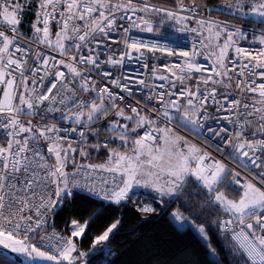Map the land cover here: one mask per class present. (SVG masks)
I'll return each mask as SVG.
<instances>
[{
    "label": "snow or ice",
    "instance_id": "6c2138e0",
    "mask_svg": "<svg viewBox=\"0 0 264 264\" xmlns=\"http://www.w3.org/2000/svg\"><path fill=\"white\" fill-rule=\"evenodd\" d=\"M126 204L201 246L138 264H264V0H0V264H111Z\"/></svg>",
    "mask_w": 264,
    "mask_h": 264
},
{
    "label": "trees",
    "instance_id": "16d2710c",
    "mask_svg": "<svg viewBox=\"0 0 264 264\" xmlns=\"http://www.w3.org/2000/svg\"><path fill=\"white\" fill-rule=\"evenodd\" d=\"M151 1L164 7L172 6V0ZM198 2H203V0H198ZM207 2L216 4L219 0H207ZM31 18L32 13H27L24 16V23L21 25L23 29L25 22H29ZM245 27H248V25L245 24ZM92 159L93 162H97L95 154ZM99 159H103V156L101 155ZM94 199L76 195L74 199L64 201V207L56 213L57 224L62 226L66 219H70L73 216L78 217L81 221L89 217L102 207L100 203L94 202ZM143 202H149V198L145 196ZM104 204L107 205V202H104ZM118 217L121 218V223L114 230L115 234L111 236L108 243V247L112 249V253L109 256L111 264H138L139 261L147 257L146 248L159 251L164 255H171L174 250L180 248H188L196 252L200 251L201 246L187 233L176 232L166 216L157 217L156 214H152L149 217H145L139 214L132 204H126L122 207H115L114 205L110 207L104 206L99 215L87 225L88 235L84 236L85 246L89 244L88 237L90 235L98 234L108 223ZM213 244L219 247V241L215 240V238H213ZM221 255H224L222 249ZM98 259L99 257H93L90 264H96Z\"/></svg>",
    "mask_w": 264,
    "mask_h": 264
},
{
    "label": "built area",
    "instance_id": "2783aa9c",
    "mask_svg": "<svg viewBox=\"0 0 264 264\" xmlns=\"http://www.w3.org/2000/svg\"><path fill=\"white\" fill-rule=\"evenodd\" d=\"M150 2H152L150 0ZM28 12L25 13V15L27 14ZM24 15V16H25ZM170 32H175V29L171 28L170 25H165L161 28V32L160 33H140V35L142 36V38L144 39H155V40H160L161 42H168V43H175V41H173L172 39L168 38V33ZM177 36H180L183 43H186L189 47H191V37L187 34H184V33H176ZM172 60H175V59H178V58H170ZM200 62L201 63H207L206 59L204 57H200ZM167 62V61H165ZM132 67H136V65H133ZM166 71V70H165ZM214 148V146H213ZM218 156H219V153H216ZM78 195H82V196H86L87 197V194L86 193H79ZM60 227H63L60 226Z\"/></svg>",
    "mask_w": 264,
    "mask_h": 264
},
{
    "label": "rangeland",
    "instance_id": "374dc122",
    "mask_svg": "<svg viewBox=\"0 0 264 264\" xmlns=\"http://www.w3.org/2000/svg\"><path fill=\"white\" fill-rule=\"evenodd\" d=\"M31 19H33V14H32V18ZM31 19L29 20V22L31 21ZM29 22H25V27H24L25 31H27V30L29 31V28L27 27ZM20 258L23 259L22 257H20Z\"/></svg>",
    "mask_w": 264,
    "mask_h": 264
},
{
    "label": "water",
    "instance_id": "95a60500",
    "mask_svg": "<svg viewBox=\"0 0 264 264\" xmlns=\"http://www.w3.org/2000/svg\"><path fill=\"white\" fill-rule=\"evenodd\" d=\"M18 260H22L20 257H17Z\"/></svg>",
    "mask_w": 264,
    "mask_h": 264
}]
</instances>
